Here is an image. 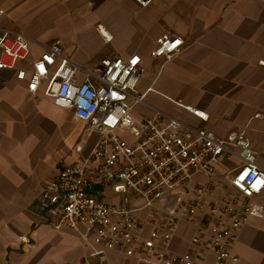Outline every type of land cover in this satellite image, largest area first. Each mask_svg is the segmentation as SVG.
<instances>
[{
    "label": "crops",
    "instance_id": "crops-1",
    "mask_svg": "<svg viewBox=\"0 0 264 264\" xmlns=\"http://www.w3.org/2000/svg\"><path fill=\"white\" fill-rule=\"evenodd\" d=\"M0 10V30L27 37L34 60L57 40L91 69L103 57L141 56L146 72L136 93L145 102L133 112L139 124L161 112L221 137L245 132L264 169V0H151L147 7L134 0H0ZM100 24L114 37L109 45ZM168 33L185 46L170 62L153 58ZM55 77L30 93L15 71L0 70V264H142L118 252L93 258L81 238L85 226L57 231L40 212L45 185L89 156L101 137L54 104ZM177 101L209 114V122ZM234 163L224 162L221 171ZM237 252L241 264H264L263 220H249Z\"/></svg>",
    "mask_w": 264,
    "mask_h": 264
},
{
    "label": "built area",
    "instance_id": "built-area-1",
    "mask_svg": "<svg viewBox=\"0 0 264 264\" xmlns=\"http://www.w3.org/2000/svg\"><path fill=\"white\" fill-rule=\"evenodd\" d=\"M5 14L0 10V21ZM97 30L106 45L113 42L102 24ZM157 43L152 57L166 62L185 46L170 33ZM31 56L27 37L0 30V70L15 71L30 93L55 72L54 104L101 136L91 154L64 167L38 199L57 231L85 226L81 238L93 258L118 252L142 264H241L237 246L245 226L252 218L264 221V169L247 133L221 137L161 112L139 124L133 112L145 102L136 90L146 72L139 55L103 57L91 69L74 62L57 40L40 60ZM175 103L209 122V114Z\"/></svg>",
    "mask_w": 264,
    "mask_h": 264
}]
</instances>
